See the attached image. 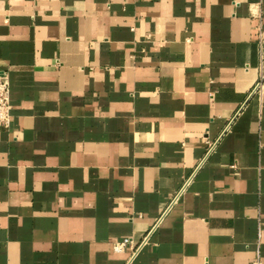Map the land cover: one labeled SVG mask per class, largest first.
<instances>
[{
	"label": "crops",
	"instance_id": "obj_1",
	"mask_svg": "<svg viewBox=\"0 0 264 264\" xmlns=\"http://www.w3.org/2000/svg\"><path fill=\"white\" fill-rule=\"evenodd\" d=\"M262 69L264 0H0V264H264Z\"/></svg>",
	"mask_w": 264,
	"mask_h": 264
},
{
	"label": "built area",
	"instance_id": "obj_2",
	"mask_svg": "<svg viewBox=\"0 0 264 264\" xmlns=\"http://www.w3.org/2000/svg\"><path fill=\"white\" fill-rule=\"evenodd\" d=\"M261 47V46H260ZM264 90V69L259 73L258 80L252 89L253 95H261ZM11 121V105H10V85L8 76L5 72H0V125L3 127H8ZM178 199L176 196L172 203H175ZM161 221V220H160ZM156 223L142 239L136 244L133 245L131 239H125L123 241H114L112 243V248L115 253H121L125 250L126 247L130 249V258L127 264H132L139 252L150 244L151 238L155 233L159 222Z\"/></svg>",
	"mask_w": 264,
	"mask_h": 264
}]
</instances>
